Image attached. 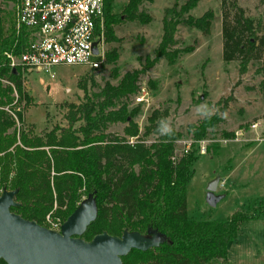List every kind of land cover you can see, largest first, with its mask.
<instances>
[{
    "label": "trees",
    "instance_id": "trees-1",
    "mask_svg": "<svg viewBox=\"0 0 264 264\" xmlns=\"http://www.w3.org/2000/svg\"><path fill=\"white\" fill-rule=\"evenodd\" d=\"M142 1L125 0L120 10L114 11L113 0H103L104 42L117 39L115 25L150 19L140 9ZM197 2L184 0L178 6L174 2L164 9L160 40L154 56L145 57V66L159 56L172 63L181 52L192 49V45L174 47L176 24L209 31L211 9L197 16L183 15ZM220 7L222 58L240 62L258 58L263 41L256 35L252 19L243 14L236 0H220ZM27 39L23 28L16 31L13 15L0 9V180L6 188L15 190L11 211L42 225L44 214L53 208L63 221L77 206L80 195L91 194L95 217L79 235L81 238L89 240L102 231L112 235H120L123 230L156 233V245L130 248L120 256L121 264H206L224 259L227 243L235 238L242 223L258 214L264 216L262 203L251 209H236L223 220L194 221L187 217L186 181L193 157L190 152L175 153V139L181 133L169 129L148 144L126 138L136 135L138 127L133 120L136 109H127L125 99L138 91L137 78L143 67L125 71L116 85L105 81L98 92L87 93L82 85L84 100L68 104L65 127L54 126L42 135L27 129L16 131L8 110L21 120L22 112L15 107L30 97L23 88L19 68L9 65L5 53L18 54ZM110 55L114 56V50L106 51L104 60ZM121 99L120 105L113 107ZM153 118V113L147 117L144 135L159 128ZM77 120L81 123L74 126ZM219 120L216 112L204 115L187 123L185 132L194 139L204 138ZM117 121L125 123L122 135L105 130ZM231 132L221 131V136ZM0 263L6 264L2 259Z\"/></svg>",
    "mask_w": 264,
    "mask_h": 264
},
{
    "label": "rangeland",
    "instance_id": "rangeland-1",
    "mask_svg": "<svg viewBox=\"0 0 264 264\" xmlns=\"http://www.w3.org/2000/svg\"><path fill=\"white\" fill-rule=\"evenodd\" d=\"M183 1L143 0L140 9L150 19L144 23L133 20L115 25L117 39L102 41L103 64L95 69L57 65L51 68L52 75L41 71L25 74L21 77L22 84L30 99L26 103L23 99L16 106L22 112L21 120L16 114L17 121L13 119L16 131L27 129L40 135L54 126L65 127L68 104L84 100L82 85L87 93L98 92L105 81L116 85L125 71L143 67L137 78L138 90H144L142 99L135 100L137 92L125 99L127 109H136L133 120L138 127L136 135L126 138L141 139L148 144L164 131H179L175 153L185 152L183 149L188 145L186 153L193 157L186 181V215L194 221L223 220L236 209H251L264 203V0H236L243 14L252 19L256 35L262 37L258 58L243 62L224 60L220 0H198L183 15L197 16L211 9L209 31L204 33L194 26L176 24L174 47L192 45V49L181 52L172 63L159 56L150 66H145V57L154 56L160 40L164 9ZM124 2L113 0L112 9L119 11ZM15 5L16 0H0V9L13 15L14 26ZM111 50L114 56L104 60V53ZM12 95L16 100L17 94ZM123 100L115 102L113 107ZM214 112L220 120L204 138L194 139L185 132L187 123ZM151 113L159 128L144 135ZM252 122L257 123L255 128L249 126ZM79 123L81 120L75 121L74 126ZM124 125L117 121L108 124L105 130L122 135ZM237 128L242 129L239 135L233 132ZM221 131L232 132L223 137ZM200 146L204 147L203 152H199ZM213 178L217 179L214 193L219 198L210 206L204 194ZM221 181L222 185L218 186ZM0 182L5 187L4 180ZM87 195H80L77 205ZM47 214L62 219L53 208L44 214L43 220ZM206 264H264V216L258 214L244 221L235 238L227 243L226 257Z\"/></svg>",
    "mask_w": 264,
    "mask_h": 264
},
{
    "label": "water",
    "instance_id": "water-1",
    "mask_svg": "<svg viewBox=\"0 0 264 264\" xmlns=\"http://www.w3.org/2000/svg\"><path fill=\"white\" fill-rule=\"evenodd\" d=\"M93 52L96 47L93 46ZM217 179L206 185L205 202L213 206ZM15 190L0 192V259L6 264H121L120 256L130 248L145 249L157 244L156 233L143 235L123 230L120 235L106 231L89 240L81 238L86 225L95 217L91 194L62 221L58 230L48 228L11 211Z\"/></svg>",
    "mask_w": 264,
    "mask_h": 264
},
{
    "label": "built area",
    "instance_id": "built-area-1",
    "mask_svg": "<svg viewBox=\"0 0 264 264\" xmlns=\"http://www.w3.org/2000/svg\"><path fill=\"white\" fill-rule=\"evenodd\" d=\"M20 28L28 33L26 44L18 54L6 52L5 55L12 68H19L21 77L31 71L52 75L51 68L57 65L95 69L102 61L103 0H16L15 29ZM142 95L144 90L139 89L135 100L140 101ZM8 112L17 121L15 113ZM249 126L255 128L257 123ZM233 132L239 135L242 129ZM187 147L183 149L185 152ZM203 151L204 147L200 146L199 152ZM218 184L221 186L222 181ZM4 189L8 188L0 185V192ZM61 223L59 217L47 214L42 225L58 230Z\"/></svg>",
    "mask_w": 264,
    "mask_h": 264
},
{
    "label": "crops",
    "instance_id": "crops-1",
    "mask_svg": "<svg viewBox=\"0 0 264 264\" xmlns=\"http://www.w3.org/2000/svg\"><path fill=\"white\" fill-rule=\"evenodd\" d=\"M31 94V93H30Z\"/></svg>",
    "mask_w": 264,
    "mask_h": 264
}]
</instances>
